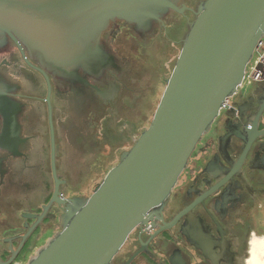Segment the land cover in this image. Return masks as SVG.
Returning a JSON list of instances; mask_svg holds the SVG:
<instances>
[{
    "label": "flooded vegetation",
    "instance_id": "obj_1",
    "mask_svg": "<svg viewBox=\"0 0 264 264\" xmlns=\"http://www.w3.org/2000/svg\"><path fill=\"white\" fill-rule=\"evenodd\" d=\"M200 1L182 0L185 11L171 10L145 37L124 20L112 22L102 39L117 65L82 71L75 82L14 41L0 48L9 101L8 118L0 111L2 260L16 250L10 264H26L61 230L59 200L91 195L93 176L107 174L132 147L147 114L139 82L146 71L164 74L161 56L182 45ZM261 247L264 70L256 79L246 72L192 152L161 218L138 225L110 264H248Z\"/></svg>",
    "mask_w": 264,
    "mask_h": 264
},
{
    "label": "water",
    "instance_id": "obj_2",
    "mask_svg": "<svg viewBox=\"0 0 264 264\" xmlns=\"http://www.w3.org/2000/svg\"><path fill=\"white\" fill-rule=\"evenodd\" d=\"M182 0H0V48L9 41L55 76L82 80L116 66L102 35L124 20L144 36L183 13ZM149 126L91 195L60 199L61 230L26 264H110L140 224H154L189 158L242 84L264 36V0H201ZM8 85L0 111L8 118ZM56 198L54 196L51 203ZM17 251L0 264H10Z\"/></svg>",
    "mask_w": 264,
    "mask_h": 264
},
{
    "label": "rangeland",
    "instance_id": "obj_3",
    "mask_svg": "<svg viewBox=\"0 0 264 264\" xmlns=\"http://www.w3.org/2000/svg\"><path fill=\"white\" fill-rule=\"evenodd\" d=\"M181 47L182 45H171L170 57L166 56L165 58L164 55L161 56V58H163V62L165 61V59L167 60V63L163 65L164 74L161 77L156 76L155 73L152 74L150 71H146V73L143 74L142 81L139 82L138 89L141 91L140 94L142 95V97H140V101L143 100L140 103L141 113H147L145 116V122L143 123L141 130L147 128L152 120L154 111L156 110L159 100L166 87L165 78L169 77V75L171 74V71L173 70V67L176 63L177 57L179 56ZM151 61L153 62V60ZM147 62L148 61H145L144 65L148 64ZM150 65H152L151 62ZM157 68H159V66H157ZM250 70L251 66H248L247 71L250 72ZM139 135L140 133H136V139ZM105 175L106 173L93 176L94 178L92 182V191L94 187L104 179Z\"/></svg>",
    "mask_w": 264,
    "mask_h": 264
},
{
    "label": "built area",
    "instance_id": "obj_4",
    "mask_svg": "<svg viewBox=\"0 0 264 264\" xmlns=\"http://www.w3.org/2000/svg\"><path fill=\"white\" fill-rule=\"evenodd\" d=\"M248 66H251V70L249 72V78H257L259 77L264 70V36L261 37L254 49L253 56L250 59ZM247 72V68H246Z\"/></svg>",
    "mask_w": 264,
    "mask_h": 264
},
{
    "label": "clouds",
    "instance_id": "obj_5",
    "mask_svg": "<svg viewBox=\"0 0 264 264\" xmlns=\"http://www.w3.org/2000/svg\"><path fill=\"white\" fill-rule=\"evenodd\" d=\"M248 264H264V247H261L259 251L253 250Z\"/></svg>",
    "mask_w": 264,
    "mask_h": 264
}]
</instances>
